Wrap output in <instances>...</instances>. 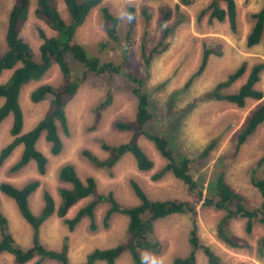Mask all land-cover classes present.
Returning <instances> with one entry per match:
<instances>
[{
    "label": "rangeland",
    "instance_id": "rangeland-1",
    "mask_svg": "<svg viewBox=\"0 0 264 264\" xmlns=\"http://www.w3.org/2000/svg\"><path fill=\"white\" fill-rule=\"evenodd\" d=\"M15 0H0V55L7 51L6 33L8 18ZM181 0H103L88 16L86 22L77 30L75 40L83 45L89 54L103 61L122 65L144 81V91L150 95V112L153 121L147 125L151 133H162L171 144L176 158L197 159L212 140L216 148L203 164L194 162L192 174L200 189L207 195L211 186L221 173L235 192L241 195L248 208H259L264 199L251 182L252 175L264 177V168L254 172L264 151V123L248 139L241 151L235 156L236 136L246 121L264 104L261 101L247 100L245 107L228 102L210 101L204 97L219 82L234 72L243 62L248 63V71L225 93H236L246 82L254 64L264 63V45L249 48L246 39L253 25V13L264 6V0H236L238 7V29L232 32L228 21L210 23L209 15L202 12L211 0H193L191 5H176ZM37 0H32L30 17L22 31V37L31 45L37 58L42 44L38 28L42 27L49 36L54 32L34 14ZM223 6H225L223 4ZM135 10V25L132 28L128 8ZM103 8H108L119 19L118 40L112 41L102 27ZM167 11L172 16L167 22L171 32L164 39L161 22ZM60 12L66 22H70L69 12L60 1ZM182 21V22H181ZM181 22V23H179ZM222 47V56L212 55L206 71L192 84L185 87L189 79L197 72L202 61L204 48ZM158 49L156 53L154 50ZM151 60L146 69V60ZM74 74L81 77L84 69L70 59ZM11 71L0 77L5 82ZM62 73L54 65L43 79L26 84L21 92L20 103L24 112V132L33 128L46 113L52 96L40 103L31 101L30 95L37 87L49 84L58 86ZM257 88L264 93V72ZM134 85L126 78L110 75H88L78 95L67 107L69 135L60 130L64 148L61 154L53 155L51 145L43 136L38 148L48 157L47 173L39 175L35 162L18 172L11 168L20 159L23 147H18L5 166L0 170V183L9 182L18 187L39 179L41 186L31 197V209L35 214L42 210L44 192L48 191L60 203L59 188L64 184L59 180V170L66 163H72L82 179L94 177L102 193L114 192L116 199L124 206L138 204L130 181L136 180L151 199H181L199 203V225L202 243L210 246L229 264H264V247L260 242L264 238V225L256 222L253 233L245 230L246 220L238 218L229 224V233L249 241L250 248L233 249L225 245L218 237L217 227L223 211L202 206L199 198L191 194L187 186L167 174L161 180L154 181L152 176L165 165L154 144L142 137L141 145L148 156L156 163L151 172L137 169L134 158L127 154L114 168L101 169L93 165L84 155L85 151L105 159L107 153L101 148V141L116 145L127 141L131 134L120 131L116 123L129 121L135 117L137 98L133 94ZM112 95L110 105L104 107L106 99ZM2 100L0 99V105ZM101 112L96 124V115ZM12 117L0 126V150L11 141L10 129ZM2 211L8 218V231L16 244L24 249L32 247V229L22 217L16 202L1 194ZM89 199L74 207L69 217L84 206ZM108 209L102 204L96 211L99 230H90V221L85 219L74 231H70L62 219L53 217L41 231L42 244L50 249H61L64 244L70 247L72 264L81 263L86 255L95 248L113 247L125 239L128 218L116 214L109 229L103 228V218ZM190 219L185 215H174L159 220L155 226L154 238L159 243L160 252L144 251L143 256L149 264H172L176 257H186L190 252ZM264 246V245H263ZM198 264H207L202 251H197ZM0 264H13V256L2 254ZM33 264V263H29ZM43 264H58L45 261ZM98 264H106L100 262ZM116 264H132L130 254L125 253Z\"/></svg>",
    "mask_w": 264,
    "mask_h": 264
},
{
    "label": "trees",
    "instance_id": "trees-1",
    "mask_svg": "<svg viewBox=\"0 0 264 264\" xmlns=\"http://www.w3.org/2000/svg\"><path fill=\"white\" fill-rule=\"evenodd\" d=\"M60 1L66 6L70 22H66L60 12ZM103 0H37L35 16L46 24L53 32L49 36L45 29L38 28L42 44L39 48L37 58L31 45L22 37V31L27 25L31 12L32 0H15L8 18L6 33L7 51L0 55V77L11 71L9 78L0 83V126L12 117L10 129L11 141L0 150V170L11 158L15 150L22 146V154L17 163L11 168V172H18L28 166L31 162L36 163L39 175L47 173L48 157L38 148L39 140L44 136L51 145V153L59 155L63 151L64 142L60 130L69 135V122L67 107L78 95L82 85L87 81L88 75H110L126 78L133 85V94L137 98V110L135 117L129 121L116 123L120 131L129 132L130 138L120 144L112 145L101 141V148L107 153L105 159H100L88 151L84 152L87 159L97 168H114L127 154H131L135 160L137 169L141 172H151L156 168V163L145 152L141 145L142 137L152 142L165 160V165L152 176L154 181L161 180L165 175L171 174L183 182L191 194L199 198L202 206L214 208L226 213L217 227L219 239L228 247L233 249L250 248L248 240L230 234L229 224L238 218L246 220L245 230L248 235L253 233L256 222L264 225V203L255 209L248 208L241 195L235 192L230 183L227 182L224 173H221L215 182L209 186L208 194L205 195L200 189L198 182L192 174L194 162L203 164L214 151L217 144L212 140L207 144L202 154L194 160L183 157L177 159L171 147L169 139L162 133H151L147 130L149 122L153 121L150 112V95L144 91V81L136 75L129 73L122 65L103 61L98 56L88 53L86 48L76 42L77 30L86 22L90 13L97 8ZM193 0H181L176 5L180 7L191 5ZM223 4L225 6H223ZM210 13V23H222L228 21L232 32L238 29V7L236 0H211L210 5L202 14ZM102 27L112 41L118 40L119 19L108 8H103ZM130 24L135 25V10L128 8ZM172 16V11H167L161 22L164 39L171 32L167 22ZM254 25L247 36L246 45L249 48L264 45V6L252 15ZM182 22V21H181ZM179 22V23H181ZM154 50V53L158 52ZM222 56V47L219 45L214 49L204 48L202 61L199 69L189 79L185 87L201 76L207 68L212 55ZM73 60L80 65L84 72L81 77L74 74ZM57 65L62 73V81L58 86L44 84L32 91L30 98L34 103H40L52 96L48 109L44 116L29 131L24 132V112L20 103L23 87L30 82L40 81L49 70ZM151 65V60H146V69ZM248 71V63L243 62L227 78L219 82L212 90L204 94L210 101L228 102L240 108L245 107L247 100L261 101L264 97L262 90L257 88L264 72V63L254 64L250 70L246 82L236 93H225L224 90L232 87ZM104 107L112 102V95H108ZM101 112L96 115V124L101 119ZM264 123V104L246 121L236 136L234 155L236 156L246 144L248 139ZM264 168V151L254 169ZM59 180L64 186L59 188L60 203L53 194L44 192L43 207L39 214L31 209V197L41 186L39 179H33L18 187L9 182L0 183V256L4 253L13 256V264H43L52 261L58 264H72L70 259V247L64 244L61 249H50L41 242V231L44 224L53 217L63 220L72 232L85 219L90 221V230H99L96 221V211L102 204H107L108 209L103 218V228L109 229L111 220L116 214L125 215L128 218L125 239L119 244L109 248H95L90 251L85 259L79 264H116L125 254L131 256L132 264H149L143 256L144 251L160 252L159 243L155 241V226L159 220L174 215H185L190 219V252L186 257H176L172 264H198L197 251H202L207 258V264H229L213 250L212 247L202 243L200 236V225L198 220L199 203L181 199H151L136 180L130 181V186L138 199L134 206H124L115 197L114 192L102 193L94 177L82 179L77 168L72 163L64 164L58 173ZM251 182L258 189L264 199V177L259 179L252 175ZM1 194L13 199L25 221L32 229L33 245L24 249L16 244L13 235L8 231V218L2 211ZM89 199L73 217H69L70 211L78 204ZM264 238L260 242L264 247ZM247 264V263H238Z\"/></svg>",
    "mask_w": 264,
    "mask_h": 264
},
{
    "label": "crops",
    "instance_id": "crops-1",
    "mask_svg": "<svg viewBox=\"0 0 264 264\" xmlns=\"http://www.w3.org/2000/svg\"><path fill=\"white\" fill-rule=\"evenodd\" d=\"M2 200V199H1Z\"/></svg>",
    "mask_w": 264,
    "mask_h": 264
}]
</instances>
